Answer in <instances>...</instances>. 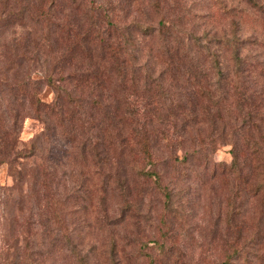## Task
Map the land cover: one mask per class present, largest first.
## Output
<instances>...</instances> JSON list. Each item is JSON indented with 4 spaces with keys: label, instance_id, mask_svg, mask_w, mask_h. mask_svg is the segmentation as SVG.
<instances>
[{
    "label": "trees",
    "instance_id": "obj_1",
    "mask_svg": "<svg viewBox=\"0 0 264 264\" xmlns=\"http://www.w3.org/2000/svg\"><path fill=\"white\" fill-rule=\"evenodd\" d=\"M146 1L150 7L152 1ZM154 1L159 8L161 0ZM136 13L133 8L127 24H91L80 34L82 56L69 62L77 71L67 73L69 86L63 93L57 88L50 104H5L6 117L12 120L7 133L21 130L27 112L42 121L29 142L31 153L18 148L17 138L8 146L0 133V161L17 163L18 197L15 214L2 216L3 222H10L12 234L10 240L7 234L1 236L5 242L0 244V264H112L115 252L124 264H131L134 254L137 260L150 256L145 249L158 251L154 264H179L173 258L174 227L182 218L170 185L190 156L209 169L208 155L226 145L231 161L210 173L212 183L219 182L228 192L224 217L220 209L213 216L207 208V232L216 234L213 240L222 252L216 264L240 263L242 228L236 197L243 191L258 198V179L264 183L263 94L256 104V94L240 90V78L255 74L254 65L243 63L239 42L230 37L186 29L185 13L179 14L176 25L162 19L142 24ZM224 54L228 67H223ZM133 86L136 90L131 92ZM54 137L64 141L63 147L51 146ZM39 139L46 141L42 148L36 147ZM90 165L102 192H118L121 216L94 217V224L86 223L85 233L96 244L85 252L76 225L84 220L74 214L68 220L66 210L78 205L84 168ZM166 177L169 184H164ZM151 189L162 197L159 221L165 228L158 238L127 229L129 224L154 222V204L147 214L143 210ZM219 222L223 229H218ZM98 231L106 233L93 240Z\"/></svg>",
    "mask_w": 264,
    "mask_h": 264
},
{
    "label": "rangeland",
    "instance_id": "obj_2",
    "mask_svg": "<svg viewBox=\"0 0 264 264\" xmlns=\"http://www.w3.org/2000/svg\"><path fill=\"white\" fill-rule=\"evenodd\" d=\"M151 1L149 7L146 0H0V133L4 135L5 143L9 146L17 138L18 148L31 153L29 142L37 135L42 121L41 116L36 117L32 111L28 116L27 112L21 121V130L14 134L7 133L6 127L11 125L12 120L6 117L5 104H50L57 88L58 92L63 93L64 88L69 86L67 73L77 71V65H70L69 62H75L82 56L80 34L91 24H127L133 8L137 9L136 15L142 24H156L162 19L176 25L179 14L185 13L186 17L182 20L186 29L194 28L198 33L204 30L210 34H223L239 42L237 44L243 63L254 65L256 70L246 79L240 78V90L256 94V104L260 92L264 99V0H161L159 8L154 6V0ZM6 5L7 9L4 7ZM10 10L12 14L5 13ZM226 58V54L221 55L223 67H228ZM60 77V81L52 83L53 79ZM138 85L136 81L137 88ZM24 89L29 93L26 96H23ZM129 89L131 92L136 90L134 86ZM50 140L53 148L63 147L64 141L60 137ZM45 145L46 141L37 140L36 147ZM229 150L230 147L226 145L210 153L209 169L203 168L195 156H190L189 161L177 172V180L170 185L175 188L173 199L182 218L174 227L177 250L173 258L179 264H216L221 261L222 252L217 250V241L213 240L216 234L212 236V232H207L211 221L205 211L208 213L210 209V215L214 216L220 209V215L224 217V192H228L219 182L212 183L210 173L213 167L218 169L231 161ZM8 162L0 161V244L2 235L7 234V240H10L12 234L8 228L10 222H3L2 216L15 214L18 198L14 188L17 163H10V159ZM84 171L86 179L79 192L78 205L67 209L66 213L68 220L72 214L84 220L76 225L83 235L79 245L88 252L96 242L88 238L89 233H85L88 229L86 223L94 224V217L106 215L120 218L121 199L117 191L102 192L101 181L94 173L95 167L90 165ZM166 183L169 184V177L164 179ZM258 186V198L253 199L243 191L240 197H236V203H240L242 231L240 263L233 261L232 264H264V183L261 179H258ZM151 190L152 193L145 196L144 203L147 206L143 210L147 214L149 205L154 204L157 208L152 214L154 222L151 225L144 223L142 227L129 224L127 229L135 235L139 229L144 230L151 238H158L165 228L159 221V200L162 197L157 189ZM87 210L91 213L85 215ZM23 213H27V210ZM221 228H224V223L219 222L218 229ZM199 232L206 238L201 239ZM105 233L95 232L92 239L102 238ZM143 252H149L150 256L137 260L134 254L130 263L154 264L153 258L159 256L154 249H145ZM125 262L128 264V260ZM112 264H124L120 253L115 252Z\"/></svg>",
    "mask_w": 264,
    "mask_h": 264
}]
</instances>
